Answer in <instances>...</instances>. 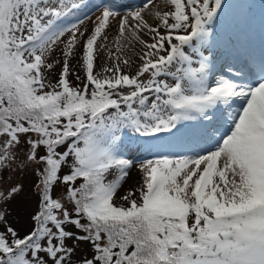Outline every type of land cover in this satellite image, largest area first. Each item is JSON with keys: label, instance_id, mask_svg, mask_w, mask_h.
<instances>
[{"label": "snow or ice", "instance_id": "1", "mask_svg": "<svg viewBox=\"0 0 264 264\" xmlns=\"http://www.w3.org/2000/svg\"><path fill=\"white\" fill-rule=\"evenodd\" d=\"M230 9L0 0V264H264V50H219Z\"/></svg>", "mask_w": 264, "mask_h": 264}, {"label": "rangeland", "instance_id": "2", "mask_svg": "<svg viewBox=\"0 0 264 264\" xmlns=\"http://www.w3.org/2000/svg\"><path fill=\"white\" fill-rule=\"evenodd\" d=\"M125 3L133 2L135 4H140L142 0H124ZM157 3L162 4L163 0H156ZM264 5V3L262 4ZM262 5H259L255 7L254 5L251 6L252 12L245 20L240 19H233L234 16V10L230 9V15L227 19L226 23L221 24L219 29V41H220V51H225V43H227L229 40L235 41L237 44V50L239 55L240 62H245L246 56L248 57L249 54L252 55H260L261 51L264 50V41L260 38L263 35V29H264V7ZM98 14V13H97ZM92 19H95V16L92 17ZM85 26L89 29L92 28V21H86ZM117 25L113 23V26L111 29L108 30V35L111 38V36L116 32ZM260 45V46H259ZM262 46V47H261ZM105 61V55L104 53H101L99 58L96 61V69L99 70L101 65ZM72 68L73 70L78 69V64L76 60L72 61ZM61 69L59 67L56 68L54 73H49V79L53 80L55 82L56 75L59 73ZM83 76V72L80 73ZM72 79V83L75 84L76 81L74 78ZM5 178H7V174H5ZM20 177L17 175L11 182L15 183L16 180H18ZM34 179L31 177V175L24 177V183L30 184V182ZM111 179V177H110ZM141 182V175L138 172L137 168H132L129 177L127 178L126 182L123 184V186L119 189L115 201L117 204L121 203L120 197L125 195L128 191H134L136 188L139 187V184ZM138 195V193H136ZM15 205H13L14 207ZM9 211H12V208H9ZM13 216H16V212H13ZM18 218V217H17ZM71 243V242H69ZM79 255V253H77ZM76 257H74L75 259Z\"/></svg>", "mask_w": 264, "mask_h": 264}, {"label": "trees", "instance_id": "3", "mask_svg": "<svg viewBox=\"0 0 264 264\" xmlns=\"http://www.w3.org/2000/svg\"><path fill=\"white\" fill-rule=\"evenodd\" d=\"M227 3H229L230 5H237L241 2V0H226ZM244 2L250 6H259L261 4H263L264 0H244Z\"/></svg>", "mask_w": 264, "mask_h": 264}]
</instances>
